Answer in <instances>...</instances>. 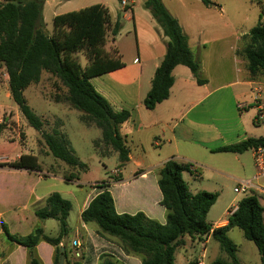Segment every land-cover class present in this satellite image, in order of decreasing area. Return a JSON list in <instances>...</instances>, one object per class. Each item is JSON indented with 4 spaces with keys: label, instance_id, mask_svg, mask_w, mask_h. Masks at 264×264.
Masks as SVG:
<instances>
[{
    "label": "trees",
    "instance_id": "16d2710c",
    "mask_svg": "<svg viewBox=\"0 0 264 264\" xmlns=\"http://www.w3.org/2000/svg\"><path fill=\"white\" fill-rule=\"evenodd\" d=\"M199 1L205 7L217 6L210 0ZM45 2L46 0L0 1V65L7 75L9 96L27 124L40 133V141L55 159L71 168H86L74 155L68 141L57 132H42V122L35 116L23 95L30 85L40 81L42 73L57 78L66 89V99L70 106L95 123L100 129L101 140L112 148L121 166H124L128 161L129 150L118 129L128 121L130 113L126 110L113 111L89 81L124 66L118 56L114 57L104 50L107 34L113 40L121 30V16L118 15L112 22L108 9L96 4L54 16L52 33L48 34L42 14ZM143 7L149 11L167 39L163 59L155 69L150 89L142 101L146 109L153 110L168 98L174 83L172 71L176 66L188 68L198 85L203 81L200 79V64L192 55L188 37L176 18L167 11L161 0H144ZM263 14L264 9L260 8L258 21L249 29L246 42L238 54L246 61L250 78L264 84ZM80 52L86 60L84 66L76 58ZM3 127L0 124V135ZM13 143L15 142L11 140L3 145ZM259 147L264 148V136L248 138L240 143L217 148L214 152L242 154ZM0 166L17 170H39L37 158L31 154L21 155L16 161ZM184 173H191L189 163H179L173 159L166 161L159 171L160 205L166 210L163 225L141 212L133 215L116 213L112 196L107 190L91 199L80 215L81 221L84 224H95L98 234L114 238L125 252L142 255L141 264H174L175 253L184 245L186 237L196 238L198 243L204 238L212 237L218 242L220 251L229 259L216 260L212 264H238L235 247L226 236L231 229L238 228L244 239L255 245L260 264H264V205L260 202L264 196L255 192L244 196L227 218V223L211 230L212 225L205 222V217L216 202L217 194L202 190L191 194L183 180ZM63 177L65 181L74 178L72 174L68 178ZM117 180L118 178L115 179ZM103 186L105 185L96 187ZM70 210L71 203L59 193L53 192L46 198L45 206L36 210L35 215L39 220H56L58 234L51 237L44 234L40 227H35L25 237L9 236L12 242L28 249L29 264H41L34 252L35 246L40 242L53 248V264H57L60 257L66 263L68 253L61 244L68 233L67 217ZM81 257L82 253L79 252V258ZM75 264L80 263L78 261ZM102 264L117 263L105 260ZM187 264L197 263L194 259Z\"/></svg>",
    "mask_w": 264,
    "mask_h": 264
},
{
    "label": "crops",
    "instance_id": "0c3cea01",
    "mask_svg": "<svg viewBox=\"0 0 264 264\" xmlns=\"http://www.w3.org/2000/svg\"><path fill=\"white\" fill-rule=\"evenodd\" d=\"M167 11L176 18L188 37V46L192 52L193 45L186 27L176 15L168 9ZM109 15L111 21H115L110 12ZM137 18V15H134L131 19L134 25L131 52L119 44L121 30L113 40L109 34L106 36L104 50L108 53L115 50V55L124 66L89 80L113 111L126 110L130 113L128 121L121 124L118 129L129 150L126 163L129 164L127 166L129 174L123 176V172L117 170V181L103 184L105 186L100 188L93 186L87 191L79 179L65 181L64 177L58 176L55 169L57 159L49 153L44 144L39 147V156L48 162L46 164L36 157L38 171L0 166V264H29L28 249L12 242L9 236L25 237L35 227H40L44 234L51 237L58 234L56 220H39L35 215L36 210L45 206L46 198L51 193L58 192L55 189L58 181L70 183L68 194L72 196L73 203L77 206V219L80 221V226L73 233L74 238L69 241L67 233L62 239L61 245L68 253L64 264H68V260H74L76 257L73 253L76 252L82 253L80 264H98L102 254L114 257L120 252L114 245L97 239L95 224H84L81 221V213L98 193L103 190L110 192L114 209L118 214L133 215L141 212L147 218L163 225L166 210L160 205L158 179L159 171L166 161L173 159L179 163H190L196 154L214 152L217 148L240 143L248 138H259L254 135L256 129L245 126L242 118V115L248 113L245 112L247 108L255 107L251 92L256 89L254 86L261 92L262 100L264 99V84L250 78L246 61L238 54L246 42L249 30L246 33H235V37L233 36L236 42L234 47L236 63L239 66L235 75L232 74L230 67L227 75L224 63L227 47L219 45L215 50L209 51L207 43L201 40V31L197 30V52L195 56L192 52V55L200 64V79L203 83L198 85L188 68L176 66L172 71L174 83L168 98L157 104L153 110H148L142 101L150 89L155 69L163 59L167 39L162 35L160 28L155 26L153 19L140 22ZM226 38L225 36L216 38L212 43H218ZM233 101L237 110L235 116L232 111ZM254 111L256 114V107ZM12 122L15 123L16 129L17 126L21 128V124L25 126L22 118L16 114ZM254 124L256 123L253 118ZM11 140L13 139L8 138L1 144ZM247 153L253 161L252 150L242 154H227L233 155V159L243 170L247 167L244 158ZM20 156L21 154H17L14 159L0 157V164L14 162ZM72 207L71 203V210ZM226 223L227 221H223L212 226L217 228ZM105 238L115 240L106 236ZM74 241L80 244L78 249L72 246ZM34 252L41 264H53V248L47 243H38Z\"/></svg>",
    "mask_w": 264,
    "mask_h": 264
},
{
    "label": "rangeland",
    "instance_id": "374dc122",
    "mask_svg": "<svg viewBox=\"0 0 264 264\" xmlns=\"http://www.w3.org/2000/svg\"><path fill=\"white\" fill-rule=\"evenodd\" d=\"M3 1V0H0ZM121 1L126 5L122 6ZM164 6L186 27V31L191 38L193 45L192 52L196 55V32L201 31V40L205 41L207 49L213 51L219 45L227 47V56L225 58V66L228 75L229 67L232 74H236L238 64L234 47L236 45L235 33H246L251 27L255 26L260 16V8L264 9V0H210L217 6L206 7L204 9L199 0H161ZM144 0H46L43 6V20L45 30L48 34L52 33V19L54 15H59L71 11H76L96 4L105 6L112 16H121V37L119 44L124 46L127 51H132L134 40V25L131 19L137 15V19L152 20V17L143 7ZM258 2L260 4H258ZM206 10V11H205ZM130 18V20L126 19ZM264 20V14L262 15ZM155 22V21H154ZM156 24V23H154ZM157 28V24L155 25ZM109 36V35H108ZM227 37L218 43L212 41L219 37ZM110 37V36H109ZM235 37V36H234ZM231 47V48H230ZM116 51L111 50L110 54L115 55ZM80 64L84 65L86 60L83 53L76 55ZM253 88V87H252ZM254 88H257L254 86ZM253 91V90H252ZM251 91V92H252ZM24 98L28 106L32 109L35 116L42 122V132L53 133L54 131L66 141L78 160L85 164L86 168H71L62 161L56 160L55 169L58 176L68 178L69 174L80 180L83 188L87 191L93 186H102L108 182H115L118 178L117 170L123 172V176L129 174V169L125 164L121 166L117 154L109 145L101 140L100 129L97 128L93 121L84 118L83 114L72 108L66 99V89L61 85L59 80L47 73H42L40 81L30 85L24 92ZM255 107L247 108L248 112L243 117L244 125L248 128H255L256 137L264 136V125L254 124ZM233 116L237 114L235 104H232ZM15 114L22 118L19 126H15ZM239 115V113H238ZM11 117V118H10ZM7 120H6V119ZM8 119H10L8 121ZM0 124L4 125L2 135L0 137V145L3 140L13 139V145H1L0 157H9L14 159L17 154L34 155L40 161L48 162L40 155V133L29 126L26 120L20 114L17 105L9 96L7 85V75L4 67L0 65ZM10 125V127H8ZM25 137V138H24ZM40 142H39V141ZM246 159V168L242 170L241 165L233 159V155L227 153L203 152L196 154L190 161L191 165L199 168L197 173H184L183 178L187 184L188 191L191 194L197 191H206L216 193L217 199L214 205L209 209L205 222L215 225L223 221H227L226 211L234 206L245 196L243 194H235L233 189L242 181L253 180L256 169L250 154L244 155ZM55 160L52 156H49ZM47 164V163H46ZM125 167V168H124ZM55 189L61 197L70 201L73 207L68 218V240L71 241L76 228L80 226L77 219V206L73 203L72 196L68 194L70 191V183L56 182ZM254 183L264 188V179H258ZM261 205H264V198L261 199ZM231 210V209H230ZM54 235V234H53ZM98 240H104L114 245L120 252L117 256L102 254L99 257V263L105 260H112L117 264H141L142 255L127 253L121 249L117 240H110L100 234L95 233ZM56 236V235H55ZM52 236V237H55ZM226 236L230 239L235 247V255L238 264H260L259 255L255 245L244 239L242 231L238 228L231 229ZM184 245L175 253L174 264H186L196 259L200 253V242H206V251L204 264H212L216 260L229 261L226 254L220 251L218 242L212 237L204 238L198 241L196 238H184ZM81 258L68 260V264H75ZM64 264V263H63Z\"/></svg>",
    "mask_w": 264,
    "mask_h": 264
},
{
    "label": "built area",
    "instance_id": "2783aa9c",
    "mask_svg": "<svg viewBox=\"0 0 264 264\" xmlns=\"http://www.w3.org/2000/svg\"><path fill=\"white\" fill-rule=\"evenodd\" d=\"M121 5H126L124 1H121ZM255 107L257 110V114L254 118V121L256 124H262L264 125V99L262 100L261 92L258 88L254 89L252 91ZM252 156H253V164L256 169V174L253 178V180L250 181H242L237 187L233 189V192L235 194H243V195H249L252 192H255L257 194L264 196V188L258 187L254 181L258 179H264V148H254L252 149ZM189 170L193 173L198 172V168L195 165H191L189 163ZM231 209V210H230ZM226 211V215L229 217L233 211L236 209V206L230 208ZM213 229V226L211 230ZM210 230V233H211ZM72 246L74 248H79L80 244L77 243V241L72 242ZM205 251H206V242H200V255L195 259L197 264H204V258H205ZM76 258L79 257V253L76 252L74 254Z\"/></svg>",
    "mask_w": 264,
    "mask_h": 264
},
{
    "label": "water",
    "instance_id": "95a60500",
    "mask_svg": "<svg viewBox=\"0 0 264 264\" xmlns=\"http://www.w3.org/2000/svg\"><path fill=\"white\" fill-rule=\"evenodd\" d=\"M62 251V250H61ZM64 263V258L63 257H60L59 261L57 264H63Z\"/></svg>",
    "mask_w": 264,
    "mask_h": 264
}]
</instances>
